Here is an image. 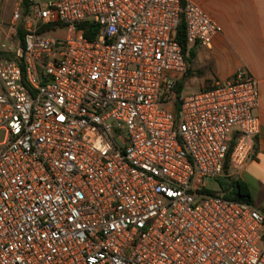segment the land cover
Masks as SVG:
<instances>
[{"label":"built area","instance_id":"built-area-1","mask_svg":"<svg viewBox=\"0 0 264 264\" xmlns=\"http://www.w3.org/2000/svg\"><path fill=\"white\" fill-rule=\"evenodd\" d=\"M182 21L187 48L221 32L192 0H21L0 22V264H264V211L207 192L254 151L256 81L178 92Z\"/></svg>","mask_w":264,"mask_h":264},{"label":"crops","instance_id":"crops-1","mask_svg":"<svg viewBox=\"0 0 264 264\" xmlns=\"http://www.w3.org/2000/svg\"><path fill=\"white\" fill-rule=\"evenodd\" d=\"M221 27L211 46L191 45L186 49L187 72L181 79L183 90H196L226 80L238 69L254 78L259 90L257 113L261 132L246 166L239 172L228 170V177L245 181L253 203L264 210V0H192ZM11 0H0L2 10Z\"/></svg>","mask_w":264,"mask_h":264},{"label":"trees","instance_id":"trees-1","mask_svg":"<svg viewBox=\"0 0 264 264\" xmlns=\"http://www.w3.org/2000/svg\"><path fill=\"white\" fill-rule=\"evenodd\" d=\"M23 6H28V0H23ZM79 28L84 31L85 35L89 39L95 38L96 33L98 32V28H96L95 25L87 22L80 24ZM50 29H51L50 26H42L39 28V32L50 33ZM177 40L181 43L184 51L186 52L187 49L186 25L184 21L181 22L178 28ZM182 87H183V82L179 81L177 84V91L180 92L182 90ZM220 185H221V193L223 194L224 197L235 201L245 202L254 205L249 185L242 179L236 177H229L226 183L225 181L221 180ZM207 192L214 195L218 192V190L212 189V190H208Z\"/></svg>","mask_w":264,"mask_h":264},{"label":"rangeland","instance_id":"rangeland-1","mask_svg":"<svg viewBox=\"0 0 264 264\" xmlns=\"http://www.w3.org/2000/svg\"><path fill=\"white\" fill-rule=\"evenodd\" d=\"M21 0H11V6H7V9L6 10H2V13H1V17H0V22H7L10 18H11V15H12V12L15 8V6L17 5V3H19ZM55 34L59 35V36H63L64 35V31L63 30H59L58 32H56ZM182 91L184 92H191V91H197L195 88H193V86H191V90L188 91V88L183 90L182 88ZM228 170L227 169L224 174L222 176H220L219 178L217 179H209L207 181L208 183V186L213 189V190H220L221 191V185H220V181H228Z\"/></svg>","mask_w":264,"mask_h":264}]
</instances>
